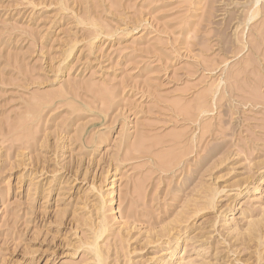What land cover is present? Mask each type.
I'll return each mask as SVG.
<instances>
[{
  "label": "rangeland",
  "instance_id": "374dc122",
  "mask_svg": "<svg viewBox=\"0 0 264 264\" xmlns=\"http://www.w3.org/2000/svg\"><path fill=\"white\" fill-rule=\"evenodd\" d=\"M0 264H264V0H0Z\"/></svg>",
  "mask_w": 264,
  "mask_h": 264
},
{
  "label": "bare ground",
  "instance_id": "6f19581e",
  "mask_svg": "<svg viewBox=\"0 0 264 264\" xmlns=\"http://www.w3.org/2000/svg\"><path fill=\"white\" fill-rule=\"evenodd\" d=\"M256 3H257V2H256ZM253 13H254V15H256V14H255V11H254ZM97 255L99 256V254H97ZM98 258H99V257H98ZM99 261H100V258H99Z\"/></svg>",
  "mask_w": 264,
  "mask_h": 264
}]
</instances>
